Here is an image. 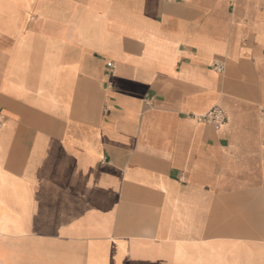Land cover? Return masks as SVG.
<instances>
[{"label":"crops","instance_id":"1","mask_svg":"<svg viewBox=\"0 0 264 264\" xmlns=\"http://www.w3.org/2000/svg\"><path fill=\"white\" fill-rule=\"evenodd\" d=\"M0 264H264V0H0Z\"/></svg>","mask_w":264,"mask_h":264},{"label":"built area","instance_id":"2","mask_svg":"<svg viewBox=\"0 0 264 264\" xmlns=\"http://www.w3.org/2000/svg\"><path fill=\"white\" fill-rule=\"evenodd\" d=\"M108 65L110 66V64ZM213 68L221 71L222 65L220 63H215L213 64ZM198 120L213 126L215 129H219L225 124L227 115L222 108L215 106L209 109L205 114L199 116Z\"/></svg>","mask_w":264,"mask_h":264}]
</instances>
